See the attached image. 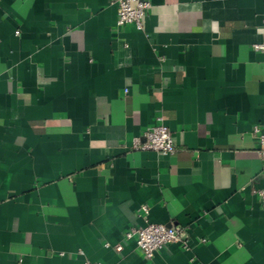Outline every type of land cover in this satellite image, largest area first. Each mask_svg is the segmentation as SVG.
Returning a JSON list of instances; mask_svg holds the SVG:
<instances>
[{"label":"crops","instance_id":"obj_1","mask_svg":"<svg viewBox=\"0 0 264 264\" xmlns=\"http://www.w3.org/2000/svg\"><path fill=\"white\" fill-rule=\"evenodd\" d=\"M149 1L0 0V264H264V0ZM158 117L174 153L133 149Z\"/></svg>","mask_w":264,"mask_h":264},{"label":"built area","instance_id":"obj_2","mask_svg":"<svg viewBox=\"0 0 264 264\" xmlns=\"http://www.w3.org/2000/svg\"><path fill=\"white\" fill-rule=\"evenodd\" d=\"M116 5V27L122 28L125 25L133 24L138 29L143 28V20L151 4L149 0H112ZM264 24V16H263ZM255 50L264 51V41L253 44ZM253 133L257 139V153L261 159L264 173V114L262 126L255 125ZM136 150H154L163 155L174 153L176 147L170 130L163 125L162 118L158 117L156 122L135 136L131 144ZM260 203L264 206V186L256 190ZM143 212L147 213V206H142ZM126 238H135L136 244L145 259L150 260L155 253L165 246L173 243L188 248L186 228L178 225H166L162 223L146 222L139 227H130L125 232ZM121 250V245H116ZM86 264H100L99 262H86Z\"/></svg>","mask_w":264,"mask_h":264}]
</instances>
